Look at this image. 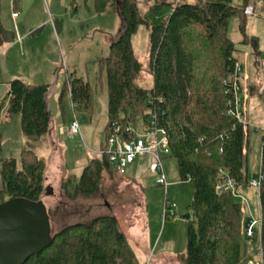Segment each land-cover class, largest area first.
<instances>
[{"label":"trees","instance_id":"trees-1","mask_svg":"<svg viewBox=\"0 0 264 264\" xmlns=\"http://www.w3.org/2000/svg\"><path fill=\"white\" fill-rule=\"evenodd\" d=\"M1 2L0 44H6L15 40V33L2 21ZM140 2L95 0L97 11H116L121 26L112 37L110 54L99 61L101 69L106 71L109 95L101 152L90 160L78 181L70 186L64 183L68 196L70 199L98 196L104 173L118 174L107 151L109 137L120 126L117 134L132 139L138 133L140 117L144 120V131L150 127V119L155 118L157 125L167 132L169 155L178 161L180 179L190 181L194 187L193 200L188 206L193 219L187 220V246L181 256L182 263L246 264L256 250L264 258V133L257 178L261 227L248 237V220L238 193L241 194V188L252 186L248 163L251 128L228 113L234 98L235 64L240 62L234 57L236 49L229 24L237 16L241 31L246 33L245 8L255 2L243 0L242 6H235L232 0L162 1L151 4L149 9L168 6L169 13L152 24L141 12ZM142 23L150 26L149 71L153 85L149 88L137 81L142 63L135 56L132 42ZM9 86L0 110L9 98L10 115L20 117L26 143L21 166L14 157L0 156V203L15 197L38 201L46 188L47 163L37 153V147L50 131L47 106L50 86L22 78L10 80ZM66 94L70 95L75 109L92 112L94 90L89 82L69 74L61 104ZM259 95L264 97V89ZM225 178L234 180L235 191H219L218 186ZM52 234L53 242L24 264H141L114 213L62 223L56 230L52 227Z\"/></svg>","mask_w":264,"mask_h":264},{"label":"rangeland","instance_id":"rangeland-1","mask_svg":"<svg viewBox=\"0 0 264 264\" xmlns=\"http://www.w3.org/2000/svg\"><path fill=\"white\" fill-rule=\"evenodd\" d=\"M30 1L36 7V11L35 15L32 14L25 23L24 29H32L37 37L38 35L42 37L37 39L40 41L39 44L36 43L37 41H32L33 39L28 43V39H25L23 42V45L26 44L24 54H27L26 51H30V54L25 56L27 59L19 58L18 60L16 57V60L9 63L7 68L20 71V75H25L28 70H30L29 73L32 71L42 72L47 67L51 72V74H47L45 69V75H42L40 79L32 78L30 81H44L43 83L49 84L47 98L50 114L53 119L58 117L55 111L56 103L59 108L60 123L63 125L61 127L66 129L65 133L58 134L53 139L46 135L37 147V153L45 159L47 164H50L52 173L49 175L48 171L46 172V188L42 199L53 215V220H51L53 229H58L62 223L85 221L101 213H114L119 219L120 227L133 245L140 263L144 260L143 255L145 253L147 259L149 256L150 258L152 256L163 257L162 254L167 250L173 255L174 261L178 262L177 264H182L181 256L186 252L188 227V221L183 219L182 215L189 210L188 206L193 200L194 187L190 181L180 179L178 161L175 157L170 156L169 153L163 155L164 171L169 184L167 188L160 185L157 182L158 175L150 171V165L153 161L150 154H145L151 157L147 161V165H143L145 177L142 180H137L135 184L126 180L127 177L134 176L129 172L128 166L124 175L105 172L102 180V191L98 196L90 198L81 196L70 199L64 185L65 183L70 186L78 181L90 160L99 156L101 152L100 145L105 137L108 119L109 95L106 71L101 69L99 61L110 54L112 37L121 26L120 16L115 10L110 12L97 11L95 0ZM162 1L170 3L179 1L201 2V0H141L140 10L147 16L151 24L160 22L169 13L168 6L158 10L149 9L151 4ZM253 1L257 10L255 15H249L246 18V33L241 31L240 19L237 16H233L229 24V34L236 49L234 57L244 67L246 79L244 83L241 82V85L245 100L246 96L249 97L250 95V83L252 80L254 81V76L257 77L259 74L264 81V0ZM14 2L19 9V4L23 0H11L10 4L12 5ZM40 4L43 5L44 14L41 12ZM232 4L242 6L243 0H232ZM42 15L43 17H41ZM50 33L55 38L54 43L48 37ZM254 37L259 39V53L252 41ZM149 40L150 26L142 23L134 33L132 42L135 56L142 63V71L137 81L147 88L153 85L149 71ZM41 48L42 54L37 52ZM69 74H74L75 77L89 82L93 88V109L90 114L75 109L69 94L65 95L64 102L61 104V93ZM1 76L2 71L0 75V100L4 99L7 94L9 81L3 76L1 78ZM256 79L259 80L258 77ZM261 105L264 108V100L262 99ZM75 115L79 121L82 135H73L68 131L71 122L76 120ZM143 122V118L140 117L138 134L144 133ZM61 127L57 131H61ZM262 134V130L251 128V148L248 155L251 181L254 178H259L260 174ZM0 135L2 140L0 156L14 157L21 166V153L26 143V137L22 131L20 117L15 116L10 123L0 124ZM57 156L63 157L65 166L57 164ZM64 172L67 173V176H64ZM62 178H64L63 181ZM48 186L51 187L50 193H46ZM241 193L247 220L261 219L259 188L249 186L243 189ZM166 199L170 200L168 202H176L177 204L176 215L173 217H164ZM143 205L147 209L145 221L148 234L147 241L140 243L130 228L135 221H142L143 216L139 217L141 212H139L140 207L138 206ZM260 253L262 254L261 251H253L250 259L262 260ZM158 263L156 261L149 264Z\"/></svg>","mask_w":264,"mask_h":264},{"label":"crops","instance_id":"crops-1","mask_svg":"<svg viewBox=\"0 0 264 264\" xmlns=\"http://www.w3.org/2000/svg\"><path fill=\"white\" fill-rule=\"evenodd\" d=\"M1 1H2L1 2V6H2L1 7L2 8L1 9L2 21H3L4 25H5V27H7L8 29H11V30L14 31L15 40L12 41V42L6 43V44H0V64H1L0 75H1V71H2L3 78L7 79L9 81L14 79V78H22V79L26 80L29 83L45 84V83H43L44 81H30V80H32V78H39L40 79L42 77V75H45V73H47V74L50 73L51 74L50 70H48V67L45 68L46 70L44 69L45 73H44V70L42 72L41 71H37V72L36 71H34V72L32 71L31 73H29L30 70H28V71L25 72V75H20V71H18V70H11V69L7 68L9 63H11V62L13 63L16 60V57H17L18 60H19V58H24L25 59L26 58L25 56L27 54L28 55L30 54L29 53L30 51H26L27 54H24V51H25L24 49L26 48V44L23 45V42H24L25 39H28V43L32 39H33L32 41H34V42L37 41L36 43H38V44L40 42L37 39H40L42 37L41 35H38V37H37V35H35V32L32 31V29H27V30H25L26 28L24 29L25 23L28 21V19L32 16V14L35 15L36 7H34V5L31 3V1L29 2V0H23V2H21L19 4L20 5L19 9H17L18 6H16L15 2L12 5L10 4L11 0H1ZM253 5L256 8V5L255 4H253ZM40 6H41V12L43 13V10H44L43 9V5L40 4ZM256 10H257V8H256ZM15 13H18V15L14 16ZM41 17H43V15ZM48 37L51 39V42L55 41V38L53 37L52 33H50L48 35ZM252 41H253V43L256 46L257 52L259 53V51H258L259 50L258 49V47H259L258 46L259 45V39L254 37L252 39ZM42 42L44 43V41H42ZM33 50H34V48H33ZM37 52L42 54V48L39 49ZM2 76H1V78H2ZM257 77L259 78V80L256 79ZM257 77H256V75L254 76V81L252 80V82L250 83V86H251L250 87V95H249V97L246 96L245 105H246V108L248 110L247 111L248 114H246V116L248 115L247 116V120L249 122L250 128H254V130L255 129L262 130V128H264V112H263L264 108L261 105V99L262 100H264V99H263L262 95H259V91L264 89V81L261 79V76L259 74H257ZM245 79L246 78H245V75L243 73L241 82L244 83ZM9 81L7 83V86H8L7 87L8 88L7 93L9 91V87H10L9 86ZM2 99L0 100V102L2 101ZM7 100L8 99L5 100V102L3 104V107H1L0 114H1L2 110H4V109L8 110V112H9V106L6 105ZM53 104H54V100H53ZM47 106H48V109H49L48 98H47ZM73 106H74V108H76L74 104H73ZM55 111H56V114H58V117L57 118L55 117L53 119V117L51 116L50 131L47 134L51 139H53V137L55 138L58 134L62 135V133L66 132L65 127H61L63 125L60 123L61 119H60V116H59V108H58L56 103H55ZM8 114H9L8 120L3 121V122L0 120V124L1 125L10 123L13 120V117H11L10 112ZM59 127H61V131L62 132L61 131H57V129ZM69 133L73 134V135H76V134H81L82 135V130L80 128V133H71L70 131H69ZM251 138H252V135H251ZM102 142H103V140L101 141V143ZM261 146H262V141H261ZM100 148H101V145H100ZM139 157L140 158L136 159L137 161L135 160V162H133V163H131L129 165V172L132 175H134V176H130L129 175L130 177H127L126 180L128 182L132 183V184H135V182L137 180H142V178L145 177L143 175L144 174L143 172L145 170V167L143 168V165L144 164L147 165V163H148L147 161L149 160V158H151L150 156H147V155H142V156H139ZM62 158H60V156L59 157L57 156V164L59 166L60 165L61 166H65V161ZM47 169H48L47 171H48L49 175L52 174L51 170H50V164H47ZM64 173H65L64 176H67V173L66 172H64ZM124 174H121V175H124ZM63 179L64 178H62L61 180L63 181ZM243 189H245V188H241L240 191L243 192ZM138 207H140L139 212H141V215H139V217L141 218L143 216L142 221H135L133 223V226L130 229H131V232L138 237L140 243H143V242L147 241V234H148V228H147L146 221H145V219L147 217V209L145 208V205L138 206ZM168 252L169 251L166 250L162 254L163 257H161V256H159V257L152 256L150 258V256H149L148 259H147V255L145 253V255H143V257H144L143 259L144 260L141 262V264H149L150 262H156V261H157V263L159 262L158 264H177L178 262L174 261L175 258L173 257V255L171 253H168Z\"/></svg>","mask_w":264,"mask_h":264},{"label":"built area","instance_id":"built-area-1","mask_svg":"<svg viewBox=\"0 0 264 264\" xmlns=\"http://www.w3.org/2000/svg\"><path fill=\"white\" fill-rule=\"evenodd\" d=\"M245 13L247 15H255V6L250 4L246 6ZM18 13H15L14 16H17ZM244 72L243 65L240 62L235 64V75L233 78V91L234 98L230 101L229 114L236 117L239 121L248 124L245 108V95L244 90L241 85L240 74ZM6 105L10 106V99L7 98ZM8 110H2L0 114V120L6 121L9 118ZM76 120L71 122L69 126V131L71 133H80V124L75 115ZM150 127L147 130H143V134H138L132 139H124L119 136L117 133L120 132V126L116 128V133L112 134L108 139L107 151L109 153V158L111 163L116 167L118 173L124 174L126 168L135 160L142 155L150 154L153 157V161L150 165V170L154 174H157V182L167 188L168 180L167 175L164 171L163 165V155L169 153L168 150V138L167 132L165 129L160 128L157 125L156 119H150ZM264 133V128H262ZM252 186L259 188L260 182L258 179L252 180ZM218 189L220 192L225 191H235V182L231 178H225L222 181ZM238 193V192H237ZM242 197V194L238 193ZM175 202H169L164 208V216H174L175 215ZM261 227V219L248 220L246 226V234L248 237H251L255 234L256 230H259ZM262 260H255L251 258L246 264H264L263 255Z\"/></svg>","mask_w":264,"mask_h":264},{"label":"water","instance_id":"water-1","mask_svg":"<svg viewBox=\"0 0 264 264\" xmlns=\"http://www.w3.org/2000/svg\"><path fill=\"white\" fill-rule=\"evenodd\" d=\"M51 187H47L50 193ZM192 220V210L182 215ZM53 242L52 225L43 199L15 197L0 203V264H24Z\"/></svg>","mask_w":264,"mask_h":264}]
</instances>
